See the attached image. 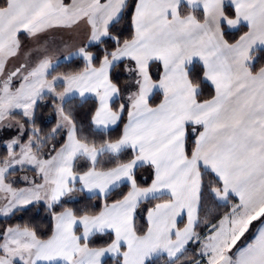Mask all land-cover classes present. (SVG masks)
<instances>
[{
    "label": "snow or ice",
    "instance_id": "snow-or-ice-1",
    "mask_svg": "<svg viewBox=\"0 0 264 264\" xmlns=\"http://www.w3.org/2000/svg\"><path fill=\"white\" fill-rule=\"evenodd\" d=\"M0 144V264H264V0H0Z\"/></svg>",
    "mask_w": 264,
    "mask_h": 264
},
{
    "label": "trees",
    "instance_id": "trees-1",
    "mask_svg": "<svg viewBox=\"0 0 264 264\" xmlns=\"http://www.w3.org/2000/svg\"><path fill=\"white\" fill-rule=\"evenodd\" d=\"M129 32H125V36H128ZM239 33H237V36ZM23 36H21L22 39ZM66 63L62 61L61 62V68L60 71L66 70ZM73 68H76L78 65L73 64L71 65ZM79 66H82L80 64ZM211 88H206L205 89V95L207 96L210 94ZM159 97H157L156 102H158ZM94 107V101H90L88 104H85L83 108L78 109L76 113V118L78 121L82 122L85 127L88 126L89 121H90V115H91V109ZM41 116L44 118V120L47 121V123H40L38 120V124L43 128L44 132H48L54 125H55V118L52 113V107L49 105L47 108L42 110ZM124 119L126 120V113L124 116ZM123 124L121 123L118 127H116L111 135L113 137L119 135L120 130L122 129ZM97 142H99V137H96ZM6 154V149L3 144H0V156H3ZM111 166V165H108ZM33 173L31 171H23L20 169H17L13 174H11L8 179L13 182L14 186L16 187H22L26 185V183H23V181L17 180L14 181L12 179V175L16 174H23V173ZM34 174V173H33ZM138 182L142 186H147L148 184L151 183V175H150V170L145 167L142 168L138 171ZM127 189H124L126 191ZM155 203V201L153 202ZM102 206V201H97V200H90L88 199V194L87 193H80L76 192L71 194L70 196H66V198L62 201V207L57 206L56 210L61 211L63 210V207L67 208H72L74 211H76L78 214L81 213L82 210L87 209L90 212H98L100 210V207ZM151 205H146V207H150ZM146 217V212L142 213L140 217L137 219L138 224H143L145 223ZM30 224L32 226H35L38 228L39 231L43 233H48L49 228L51 226L52 220L50 214L46 211L44 203L41 201L39 203H35L33 205L28 206V210L26 211H18L15 213V215L10 216V217H0V230L3 228L9 226V225H14V224ZM79 234V231H78ZM112 239V235L105 234L103 236H97L92 239L91 245L93 247H101V246H106L107 243H110ZM105 264H116V261L113 257H106L104 259ZM159 264H163V260L159 262Z\"/></svg>",
    "mask_w": 264,
    "mask_h": 264
},
{
    "label": "rangeland",
    "instance_id": "rangeland-1",
    "mask_svg": "<svg viewBox=\"0 0 264 264\" xmlns=\"http://www.w3.org/2000/svg\"><path fill=\"white\" fill-rule=\"evenodd\" d=\"M22 41H24V43H25V46L26 47H29V46H31V41H28L24 36L22 37ZM57 55H60V53H56ZM62 62V61H61ZM17 168H19V167H17ZM25 175H27L29 178H32L33 176H34V174L33 173H23V174H16V175H12V179L14 180V181H17V180H20V181H23L22 180V177L23 176H25ZM39 178L37 177V180H38ZM23 183H25L24 181H23ZM25 186H27V185H24V187ZM14 187H16V186H14ZM23 187V186H22ZM68 197V196H67ZM66 197H63L62 198V201L65 199ZM43 202V201H42ZM44 203V202H43ZM0 217H2V216H0ZM108 256H111V255H108ZM105 258V257H104ZM103 258V259H104Z\"/></svg>",
    "mask_w": 264,
    "mask_h": 264
},
{
    "label": "crops",
    "instance_id": "crops-1",
    "mask_svg": "<svg viewBox=\"0 0 264 264\" xmlns=\"http://www.w3.org/2000/svg\"><path fill=\"white\" fill-rule=\"evenodd\" d=\"M17 169H19V168H17ZM23 187H24V186H23ZM25 187H26V186H25ZM80 231H82V229H81ZM77 234H78V233H77ZM106 257H109V256H106ZM106 257H105V258H106ZM110 257H112V256H110ZM105 258H104V259H105Z\"/></svg>",
    "mask_w": 264,
    "mask_h": 264
}]
</instances>
